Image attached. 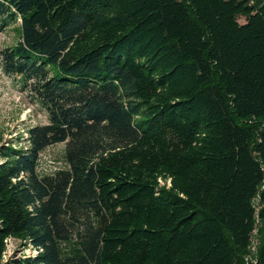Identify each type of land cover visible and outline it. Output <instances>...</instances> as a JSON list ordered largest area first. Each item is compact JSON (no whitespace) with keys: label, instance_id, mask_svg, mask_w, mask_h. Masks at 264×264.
Segmentation results:
<instances>
[{"label":"trees","instance_id":"1","mask_svg":"<svg viewBox=\"0 0 264 264\" xmlns=\"http://www.w3.org/2000/svg\"><path fill=\"white\" fill-rule=\"evenodd\" d=\"M16 24L47 122L0 145V264H264V0H0Z\"/></svg>","mask_w":264,"mask_h":264},{"label":"rangeland","instance_id":"2","mask_svg":"<svg viewBox=\"0 0 264 264\" xmlns=\"http://www.w3.org/2000/svg\"><path fill=\"white\" fill-rule=\"evenodd\" d=\"M239 22H244V17L239 16ZM18 40V24L0 32V52L1 49ZM46 122L45 111L33 100L28 89H21L19 77L7 76L0 68V145L16 141L21 136L25 138L30 126ZM63 150V143L46 148L40 155L39 170L51 172L63 168L65 166ZM262 239L260 238V241ZM256 243V241L253 242L252 251H255ZM23 254L33 255L30 250L23 252V247L19 245L18 241L9 242L5 258L18 257Z\"/></svg>","mask_w":264,"mask_h":264},{"label":"water","instance_id":"3","mask_svg":"<svg viewBox=\"0 0 264 264\" xmlns=\"http://www.w3.org/2000/svg\"><path fill=\"white\" fill-rule=\"evenodd\" d=\"M258 221V220H257Z\"/></svg>","mask_w":264,"mask_h":264}]
</instances>
